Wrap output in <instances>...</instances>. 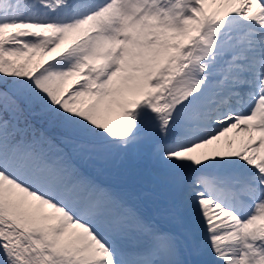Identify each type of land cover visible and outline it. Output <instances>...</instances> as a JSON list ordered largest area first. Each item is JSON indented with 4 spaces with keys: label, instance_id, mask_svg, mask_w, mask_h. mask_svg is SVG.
<instances>
[{
    "label": "snow or ice",
    "instance_id": "1",
    "mask_svg": "<svg viewBox=\"0 0 264 264\" xmlns=\"http://www.w3.org/2000/svg\"><path fill=\"white\" fill-rule=\"evenodd\" d=\"M85 155L147 160L204 264H264V0H0V264H188Z\"/></svg>",
    "mask_w": 264,
    "mask_h": 264
},
{
    "label": "rangeland",
    "instance_id": "2",
    "mask_svg": "<svg viewBox=\"0 0 264 264\" xmlns=\"http://www.w3.org/2000/svg\"><path fill=\"white\" fill-rule=\"evenodd\" d=\"M105 161L106 163H111V164H113L114 163V161H113V159H109V158H105V157H101V156H96V155H93L92 156V158L91 159H89V163L90 164H94V162L95 161ZM121 162V161H120ZM135 162V160H125V161H122L121 163L122 164H124V163H134ZM141 174V173H140ZM135 175H139V174H137V172H135ZM130 176H133V175H130Z\"/></svg>",
    "mask_w": 264,
    "mask_h": 264
},
{
    "label": "trees",
    "instance_id": "3",
    "mask_svg": "<svg viewBox=\"0 0 264 264\" xmlns=\"http://www.w3.org/2000/svg\"><path fill=\"white\" fill-rule=\"evenodd\" d=\"M54 134L58 136V135H59V131H57V132H56V133H54Z\"/></svg>",
    "mask_w": 264,
    "mask_h": 264
}]
</instances>
